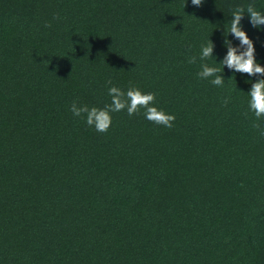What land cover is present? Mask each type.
<instances>
[{
    "label": "trees",
    "instance_id": "trees-1",
    "mask_svg": "<svg viewBox=\"0 0 264 264\" xmlns=\"http://www.w3.org/2000/svg\"><path fill=\"white\" fill-rule=\"evenodd\" d=\"M249 5L264 13V0H0V264H264V119L247 95L264 77L219 65ZM241 25L264 67V26ZM112 86L154 93L173 127L125 110L103 134L70 111L103 108Z\"/></svg>",
    "mask_w": 264,
    "mask_h": 264
},
{
    "label": "clouds",
    "instance_id": "clouds-1",
    "mask_svg": "<svg viewBox=\"0 0 264 264\" xmlns=\"http://www.w3.org/2000/svg\"><path fill=\"white\" fill-rule=\"evenodd\" d=\"M193 6L201 7L204 0H191ZM187 4L185 5V7ZM250 17V22L254 28L259 29L264 26V13L249 5L247 9L236 8L232 12L230 28L225 31L224 41L227 49V55L219 63L224 68L233 70L236 73L247 74L252 77H264V67L256 60V48L252 39L249 38L246 31L243 30L241 21L245 14ZM51 27V25H46ZM229 35H233L239 42V46H233L228 39ZM214 48L212 40L201 46L200 61H206L214 58ZM216 60V59H215ZM188 62L194 64L197 62V57L192 56ZM221 68L209 66L207 63L201 64V71L198 73L199 78L209 80L213 86L223 87L225 83L224 74L221 75ZM111 84V81L108 82ZM108 95L111 97V102L103 108L78 106L73 102L70 111L75 117L83 118L87 126L94 127L99 133L106 134L112 125V114L121 111L127 112L129 116L137 115L143 110L144 117L157 126H163L171 129L176 119L175 115L165 112L155 105L156 96L154 93H144L140 89L130 87L127 92L120 88L112 86L108 89ZM248 109L254 114L257 120L264 119V78L251 84V91L247 94ZM228 100L225 99L226 106ZM247 115V113H245ZM254 127L260 128L258 123L253 124ZM264 134V133H262Z\"/></svg>",
    "mask_w": 264,
    "mask_h": 264
}]
</instances>
